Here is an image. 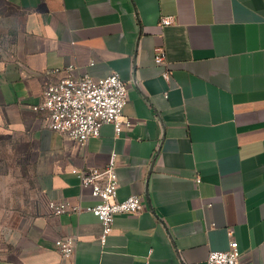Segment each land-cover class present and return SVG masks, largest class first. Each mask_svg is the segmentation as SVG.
I'll use <instances>...</instances> for the list:
<instances>
[{"label":"crops","instance_id":"crops-1","mask_svg":"<svg viewBox=\"0 0 264 264\" xmlns=\"http://www.w3.org/2000/svg\"><path fill=\"white\" fill-rule=\"evenodd\" d=\"M3 1L17 14L0 46V133L23 141L36 197L0 264H207L233 239L239 264H264V0ZM69 65L121 75L130 129L105 124L81 149L47 127L32 106L62 76L47 72ZM113 153L119 199L144 206L117 215L103 244L96 215L50 202L95 205L73 170ZM68 235L77 249L63 259L55 241Z\"/></svg>","mask_w":264,"mask_h":264},{"label":"built area","instance_id":"built-area-1","mask_svg":"<svg viewBox=\"0 0 264 264\" xmlns=\"http://www.w3.org/2000/svg\"><path fill=\"white\" fill-rule=\"evenodd\" d=\"M172 23L171 17H163L162 24ZM155 61L166 66L164 77L169 79L167 54L163 47L156 48ZM74 65L51 69L48 75L62 73L59 78L47 79L43 84L41 101L32 109L41 113L47 127L74 140L84 149L90 138L99 137L105 124H112L117 134L130 129L132 121L125 116V107L130 100L129 84L118 72L105 77H94L88 73L74 74ZM117 154L113 153L105 167H85L74 169L83 186L92 188V195L98 199L93 206L70 205L66 201H51L54 214L72 212L80 214L89 211L96 215L103 232L100 240L106 243L114 230L115 218L121 214H134L142 210L143 197L130 195L125 199L118 197ZM197 182L200 179L197 178ZM234 230L229 229L233 235ZM77 238L64 236L55 241L57 251L63 259H72L77 249ZM241 252L238 241L233 239L227 250L211 251L207 264H239ZM148 264V263H146Z\"/></svg>","mask_w":264,"mask_h":264},{"label":"rangeland","instance_id":"rangeland-1","mask_svg":"<svg viewBox=\"0 0 264 264\" xmlns=\"http://www.w3.org/2000/svg\"><path fill=\"white\" fill-rule=\"evenodd\" d=\"M16 11L0 0V46L13 30ZM34 187L23 141L0 133V257L21 232L35 208Z\"/></svg>","mask_w":264,"mask_h":264}]
</instances>
